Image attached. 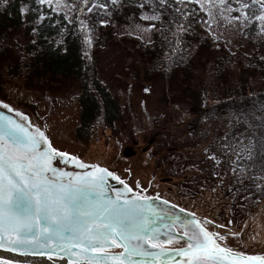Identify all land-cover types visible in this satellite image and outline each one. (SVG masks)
<instances>
[{
  "label": "rangeland",
  "instance_id": "374dc122",
  "mask_svg": "<svg viewBox=\"0 0 264 264\" xmlns=\"http://www.w3.org/2000/svg\"><path fill=\"white\" fill-rule=\"evenodd\" d=\"M187 1L206 13L205 29L211 40L221 43H208L200 50L195 69L228 51L264 57L262 22L246 9L248 19L241 16L240 7L230 6L227 0ZM50 3L68 19L73 17L74 10L65 0ZM92 9L80 22L78 34L83 51L96 62L102 85L122 107L114 128L98 132L90 141L77 138L81 80H66L57 86L8 82L0 101L27 113L58 152L106 165L141 196L159 194L192 211L203 223L208 222L204 224L210 232L224 237L219 242L231 249L264 252V195L260 198L253 182L235 181L231 173L232 164L248 143L247 134L233 125L208 120V103L201 101L199 107L194 90L183 85L180 77L168 82L157 74L144 81L131 80V70L144 62L133 39L151 42L158 29L151 24L153 19L145 17L159 18L160 13L120 9L103 25L106 42L93 46L86 25ZM24 35L23 31L14 33L13 38L23 42ZM170 89L173 95L168 93ZM127 148L134 156H124Z\"/></svg>",
  "mask_w": 264,
  "mask_h": 264
},
{
  "label": "trees",
  "instance_id": "16d2710c",
  "mask_svg": "<svg viewBox=\"0 0 264 264\" xmlns=\"http://www.w3.org/2000/svg\"><path fill=\"white\" fill-rule=\"evenodd\" d=\"M74 10L71 19L51 3L40 0H0V99L3 86H57L66 80H81L80 116L76 136L90 141L98 132L114 128L122 116L121 105L102 85L94 60L82 49L78 34L80 22L92 5L87 30L93 46L104 44L102 37L120 9H151L160 13L152 20L158 31L148 43L133 39L135 50L144 59L131 70L132 81H144L162 75L165 81L181 78L183 85L194 90L196 102L206 101L205 117L219 124H229L244 131L248 143L231 166L235 181L253 182L264 195V57L228 51L195 69L194 60L200 50L213 41L205 29L206 13L187 0H65ZM234 8L248 4V14L256 17L260 5L253 0H227ZM96 9V10H95ZM91 11V10H90ZM24 32L23 42L13 38ZM209 43V45H208ZM195 73V76H192ZM129 80V79H128ZM149 81V80H148ZM177 81V80H176ZM179 81V79H178ZM188 81V82H184ZM173 95L174 91H168Z\"/></svg>",
  "mask_w": 264,
  "mask_h": 264
},
{
  "label": "snow or ice",
  "instance_id": "6c2138e0",
  "mask_svg": "<svg viewBox=\"0 0 264 264\" xmlns=\"http://www.w3.org/2000/svg\"><path fill=\"white\" fill-rule=\"evenodd\" d=\"M165 2L161 0L162 4ZM87 3L84 0L85 6ZM253 3L260 5L256 19L264 28V0ZM247 7L241 2L237 9L245 19L249 18L243 11ZM0 107L13 111L8 105ZM16 115L22 121L28 119L20 113ZM56 157L92 170L82 175L58 173L52 166ZM109 177L124 184L107 169L86 165L53 149L39 128L30 124L26 127L0 115V248L21 255L46 249L49 259L52 254L63 253L60 258L67 256L69 264H134V257L148 259L150 264H169L171 252L164 245L182 241L187 247H180L176 255L187 257L185 264H222L225 260H230V264H264V257H245L221 247L217 237L195 219L182 224L180 235L172 231L180 223L179 218L166 225L167 233L161 232L153 226V217L158 214L151 210L147 197L137 194L128 199L126 193L123 198L118 193L112 199L106 195ZM124 187L127 192L132 191L126 184ZM164 235L167 238L161 239ZM113 246L124 251L112 255Z\"/></svg>",
  "mask_w": 264,
  "mask_h": 264
},
{
  "label": "water",
  "instance_id": "95a60500",
  "mask_svg": "<svg viewBox=\"0 0 264 264\" xmlns=\"http://www.w3.org/2000/svg\"><path fill=\"white\" fill-rule=\"evenodd\" d=\"M0 105H8V107L13 110L10 112V111H8L7 108L0 107V115H3L5 117H10L11 119L16 120V121L24 124L26 127L30 124L32 126V128H39L41 131H43L40 127L33 124V122L31 121V118L29 117V115H27V113L11 106L10 104L4 103L2 101H0ZM16 113H20L23 116H26L28 119L26 121H22V120H20V117L16 115ZM44 147H46V146H42V148H44ZM62 153H67L70 157L78 158L77 156L70 154L68 152H62ZM134 154L135 153H134V151H132L131 148H127L124 151L125 157H132V156H134ZM79 161H81L82 163H84L86 165L99 166L100 168H104V169H107L109 171V168L106 165L99 164L96 162L86 163V162H83L81 159H79ZM52 166L57 170L58 173L59 172H66V173H71L73 175H76V174L82 175L85 172H89L92 170L91 168L81 169L78 166H76L75 163H73L71 161L66 162L65 159L61 158V157H56L53 160ZM49 175L51 176L52 173H49ZM120 180L124 181V184H121L117 180H113L110 177L108 178V187L105 189L106 195L108 197L115 199L117 197V194L119 193L121 198H123L125 193H126L127 198L132 199L135 195H137V194L140 195L138 192H136L130 188L127 181H125L121 178H120ZM125 184L128 186V188H130L132 190L131 192H127V190L124 187ZM143 197L148 198L147 203L151 206V210L158 214L156 217H153V220H154L153 226L155 228L159 229L163 233L168 232L166 225L170 224L176 218H179L180 223L177 226L173 227L172 231L174 234H177V235H180L181 234L180 232L183 231L182 224L184 222H189L193 219H195L197 221H201L199 219V217L195 213H193L192 211H190L184 207H181L177 204H174L172 202L170 203V201L168 202V200H166L165 198H163L159 194L146 195ZM143 202L144 201H141V203H143ZM201 224L206 229V231H208L210 234H213L215 237H217L214 233H211L209 231V229L205 226V224L202 221H201ZM178 229H180L181 231L179 232ZM166 238H167L166 235L161 237V239H166ZM218 241H219V239L217 237V243L221 247H227L224 244L219 243ZM164 247L169 249V251L171 252V255L168 257L169 264H185L187 257H181V256L176 255V250H178L180 247L186 248L187 247L186 244H183V242L181 241V243H178L175 245H164ZM227 248L230 249L232 252L242 254L245 257H264V252L246 253V252H241V251L231 249L229 247H227ZM116 249H118V247L113 246L111 251H110V254L116 255V254H120L124 251L123 248H119L120 251H117ZM115 251H117V252H115ZM0 253L8 254V255L16 257V258H49V253L46 249H39L37 251L32 252L29 255H21V254H19L18 251H9V250H6L5 248H0ZM63 255H64L63 253H60V255L52 254V258L61 259L60 257ZM75 259L76 258L73 257V260H75ZM133 259H134V264H150V261L148 259H145L142 257H134ZM63 260H65V262L69 263L67 256H64ZM0 264H13V263L3 262L0 260ZM222 264H230V260H225L222 262Z\"/></svg>",
  "mask_w": 264,
  "mask_h": 264
},
{
  "label": "bare ground",
  "instance_id": "6f19581e",
  "mask_svg": "<svg viewBox=\"0 0 264 264\" xmlns=\"http://www.w3.org/2000/svg\"><path fill=\"white\" fill-rule=\"evenodd\" d=\"M0 260L13 264H68L63 259L53 258H16L8 254L0 253Z\"/></svg>",
  "mask_w": 264,
  "mask_h": 264
}]
</instances>
